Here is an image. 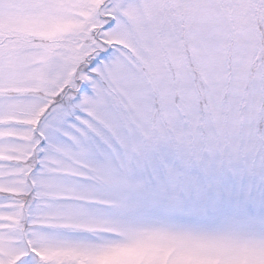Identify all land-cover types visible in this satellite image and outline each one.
I'll list each match as a JSON object with an SVG mask.
<instances>
[{"label": "snow or ice", "instance_id": "obj_1", "mask_svg": "<svg viewBox=\"0 0 264 264\" xmlns=\"http://www.w3.org/2000/svg\"><path fill=\"white\" fill-rule=\"evenodd\" d=\"M0 264H264V0H0Z\"/></svg>", "mask_w": 264, "mask_h": 264}]
</instances>
